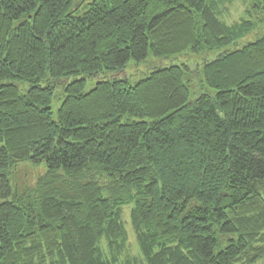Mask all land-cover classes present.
Instances as JSON below:
<instances>
[{"label": "trees", "instance_id": "1", "mask_svg": "<svg viewBox=\"0 0 264 264\" xmlns=\"http://www.w3.org/2000/svg\"><path fill=\"white\" fill-rule=\"evenodd\" d=\"M259 13L264 0H0V264L264 258V32L237 46ZM219 47L119 77L149 53ZM26 161L46 173L14 194Z\"/></svg>", "mask_w": 264, "mask_h": 264}, {"label": "rangeland", "instance_id": "2", "mask_svg": "<svg viewBox=\"0 0 264 264\" xmlns=\"http://www.w3.org/2000/svg\"><path fill=\"white\" fill-rule=\"evenodd\" d=\"M229 8H230L229 14L224 16L225 20H227L229 23L240 19L244 15L245 6L240 2L233 4ZM256 15H258L259 17L261 16L263 19L257 23V27L254 31H252L245 38L238 41L237 46H241L244 42L254 39L257 36L263 34L264 14L259 13ZM225 48L226 47L202 49L197 52L193 50H186L175 56H167V57H156L153 54L149 53L148 57L144 60L141 61H136L133 59L130 60L126 65L124 72L120 73L119 77H127L130 81H137L143 76H145L153 68H156L158 66L169 65L172 63L180 64L182 66L184 64H187L190 67H196L198 65H201V63L206 60L217 57L221 52H223ZM97 79H99L98 75H96L92 79H88L85 86L86 92L91 90L95 86ZM62 90L63 87L58 84L56 86V91H55V101L57 102L56 104H54V110L57 109V106L63 100V96H61ZM192 98H194L193 95ZM45 173H46V167L43 164V162L37 164L32 163L30 161L19 163L14 168V170H12L9 173V179L14 194L22 193L26 189V187L34 185L39 178L44 176ZM130 212H131V205H125L122 210V220L129 233L131 252L133 254H137L139 251V245L137 243L135 232L131 223ZM255 264H264V258L260 259Z\"/></svg>", "mask_w": 264, "mask_h": 264}]
</instances>
